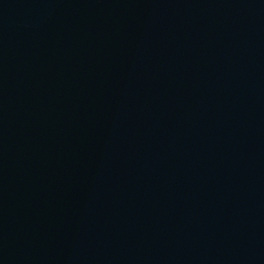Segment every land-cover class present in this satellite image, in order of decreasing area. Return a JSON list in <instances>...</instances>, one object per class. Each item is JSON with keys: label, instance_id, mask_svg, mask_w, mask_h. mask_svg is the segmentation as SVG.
I'll list each match as a JSON object with an SVG mask.
<instances>
[{"label": "water", "instance_id": "95a60500", "mask_svg": "<svg viewBox=\"0 0 264 264\" xmlns=\"http://www.w3.org/2000/svg\"><path fill=\"white\" fill-rule=\"evenodd\" d=\"M0 264H264V0H0Z\"/></svg>", "mask_w": 264, "mask_h": 264}]
</instances>
